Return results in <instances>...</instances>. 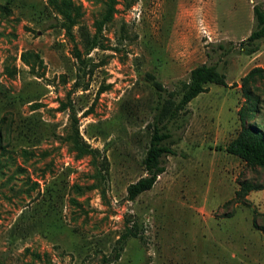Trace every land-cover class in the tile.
I'll list each match as a JSON object with an SVG mask.
<instances>
[{
	"label": "rangeland",
	"instance_id": "rangeland-1",
	"mask_svg": "<svg viewBox=\"0 0 264 264\" xmlns=\"http://www.w3.org/2000/svg\"><path fill=\"white\" fill-rule=\"evenodd\" d=\"M64 1L79 10L71 33ZM116 1L88 50L110 0H0V264H104L129 218L140 235L109 264H264V166L230 149L243 127L242 79L264 69V41L251 53L242 44L264 0ZM203 63L227 85L207 84L170 123L176 154L128 200L146 175L150 77L173 89ZM252 88L247 122L264 133V77ZM69 104L95 155L68 139ZM245 182L255 187L239 197Z\"/></svg>",
	"mask_w": 264,
	"mask_h": 264
},
{
	"label": "trees",
	"instance_id": "trees-1",
	"mask_svg": "<svg viewBox=\"0 0 264 264\" xmlns=\"http://www.w3.org/2000/svg\"><path fill=\"white\" fill-rule=\"evenodd\" d=\"M116 0H110L107 10L96 24V31L92 39H88V50L100 46V35L104 25L109 22L116 10ZM58 10L64 15L65 21L63 26L71 33V29L78 23L79 10L73 7L70 1H64L62 4L56 5ZM255 27L251 34L243 41L244 45H251L248 52H255L259 49V43L264 41V6L257 4L254 6ZM75 56L84 62L82 54L78 48L75 49ZM264 77V69L262 67H254L242 79L243 94L246 97L245 107L241 112V120L243 127L237 138L230 145L232 152L243 156L251 166H264V133L256 126L247 122L250 114L257 111L255 102L259 95L253 91V83L258 78ZM151 85L156 93V105L152 120L149 123L151 128V136L146 155L143 159L144 169L146 175L142 176L137 181L129 184L127 187V199L135 201L139 195L150 190L156 184L158 177L165 172L164 159L166 156L174 155L175 150L173 145L176 144L177 139L170 128V123L182 118L187 112L189 103L197 97L200 93L207 91V84L215 83L220 85H227L226 75L219 70L214 64L203 63L195 67L189 75L187 80H180L173 89L168 88L160 80L155 77H150ZM76 87L82 86L77 81ZM101 89L100 92H102ZM71 108V124L72 133L68 139L71 140L74 149L80 154L95 155L97 149L93 148L89 143L83 140L78 126V118L75 114L74 106L69 104L67 107ZM255 186L245 182L237 195L244 197L248 191ZM130 223L125 232H123L116 241L114 252L111 258L106 257L104 264H109L121 257L122 251L132 238H137L140 235V228L136 221L127 219ZM34 264V263H27ZM140 264H148L147 262Z\"/></svg>",
	"mask_w": 264,
	"mask_h": 264
}]
</instances>
